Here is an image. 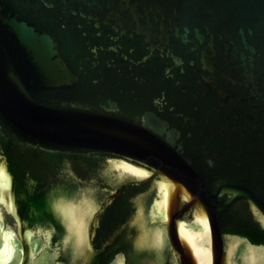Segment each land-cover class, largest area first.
<instances>
[{
	"label": "water",
	"instance_id": "1",
	"mask_svg": "<svg viewBox=\"0 0 264 264\" xmlns=\"http://www.w3.org/2000/svg\"><path fill=\"white\" fill-rule=\"evenodd\" d=\"M0 264H264V0H0Z\"/></svg>",
	"mask_w": 264,
	"mask_h": 264
}]
</instances>
